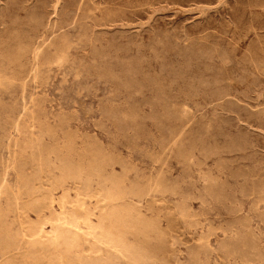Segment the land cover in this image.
Segmentation results:
<instances>
[{
    "label": "rangeland",
    "instance_id": "1",
    "mask_svg": "<svg viewBox=\"0 0 264 264\" xmlns=\"http://www.w3.org/2000/svg\"><path fill=\"white\" fill-rule=\"evenodd\" d=\"M71 263L264 264V0H0V264Z\"/></svg>",
    "mask_w": 264,
    "mask_h": 264
},
{
    "label": "bare ground",
    "instance_id": "2",
    "mask_svg": "<svg viewBox=\"0 0 264 264\" xmlns=\"http://www.w3.org/2000/svg\"><path fill=\"white\" fill-rule=\"evenodd\" d=\"M14 186V185H13ZM40 200V199H39ZM45 201V200H44ZM50 201V200H49ZM45 203V202H44ZM43 210V209H42ZM108 217V216H107ZM75 221V220H74ZM101 229V228H100ZM31 234V233H30ZM112 248V247H111ZM58 258V257H57ZM129 260V259H128ZM130 263V262H129ZM72 264V263H71Z\"/></svg>",
    "mask_w": 264,
    "mask_h": 264
}]
</instances>
